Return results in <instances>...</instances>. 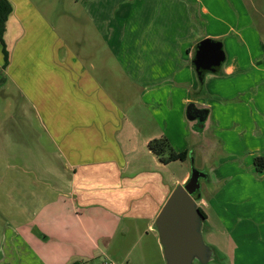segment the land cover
Here are the masks:
<instances>
[{"label":"crops","instance_id":"0c3cea01","mask_svg":"<svg viewBox=\"0 0 264 264\" xmlns=\"http://www.w3.org/2000/svg\"><path fill=\"white\" fill-rule=\"evenodd\" d=\"M8 1L12 9L3 36L8 63L2 70L0 45V75H4L0 98L10 99L12 109L8 117L13 123L0 134V215L12 240L24 246L30 255L36 254L33 257L41 264H66L70 255L90 259L98 249L97 242L109 239L117 228L114 223L121 218L145 221V230L151 229L174 188L162 172L167 164L146 149L157 138L155 134L143 138L139 147L131 145L130 139L126 146L119 142L117 133L124 114L98 78L86 70L93 66H83L58 41L54 27L29 0ZM176 1L188 14L187 21L182 19L176 28V23H167L160 31L173 48L172 83L185 94L180 103L192 104L194 108L189 124L194 126L199 120L198 127L204 131L211 118L213 137H218L221 143L219 154H225L222 135L237 129L242 138L249 135L253 142L260 140L257 150L262 149L259 156L264 155V63L250 51V47L255 51L254 37L249 45V39H243L244 35L248 37L247 32L237 29L234 33L240 44L236 45L245 46L248 62L237 56L230 61L224 59L219 74H204V94L190 98L188 93L199 88L190 65L193 47L198 41L210 38L220 42L224 52L220 41L223 34L195 35L197 1ZM214 2L219 4L220 0ZM227 2L238 26L244 2ZM80 3L85 6L84 15L96 23L99 37L107 41L110 32L106 30L112 29L113 15L108 13L106 0H81ZM201 9L203 14L216 17L207 5L203 4ZM252 9L264 16L262 2L257 9L255 6ZM100 15L108 26L104 20L101 22ZM152 15L158 17L156 12ZM168 21L165 13V22ZM132 29L131 26L129 30ZM232 105L244 108L246 116H230L227 112L233 110ZM202 111L205 112L202 114ZM152 116L154 126L161 131V121L156 114ZM183 119L182 115V125ZM192 137L196 138L194 134ZM141 149L145 151L139 154ZM141 155L144 159H140ZM145 159L151 163L148 169L129 171L133 168L131 164L135 166ZM188 177V172L179 181L170 176L173 183L181 184ZM259 177H264V172ZM198 196V206H205L204 198ZM202 211L206 216L203 231L207 226L208 236L211 234L208 228L211 232L214 228L208 222L209 215ZM255 224L252 229L260 228L264 221L257 220ZM223 226L222 232L227 228ZM123 230L127 233L129 229L123 226ZM208 244L223 255L222 247H216L214 241Z\"/></svg>","mask_w":264,"mask_h":264},{"label":"rangeland","instance_id":"374dc122","mask_svg":"<svg viewBox=\"0 0 264 264\" xmlns=\"http://www.w3.org/2000/svg\"><path fill=\"white\" fill-rule=\"evenodd\" d=\"M29 1L54 27L58 41L64 43L83 66H93V69L86 70L98 78L104 91L112 96L116 107L124 114L121 130L117 133L121 144L124 142L126 146L130 139L131 145L139 147L143 138L155 134V139L165 138L173 152L186 151V160L170 162L162 170L166 182L173 187L177 181L173 183L170 176L179 181L184 173L190 174L192 169L206 173L207 179L199 180L197 190L206 205L198 207L209 215L208 222L214 230L211 232L208 228L211 234L206 236L205 226L203 239L206 244L214 241L216 247H222L223 253L215 252L214 260L207 264H264V225L252 229L257 225L255 221H264V177H259V173L252 168L253 159L262 151L257 150L260 140L254 139L253 142L249 135L242 138L237 129L227 130L222 135V151L225 154H219L221 143L218 137H213L211 118L204 131L198 127L199 120L194 126L189 124L187 106L180 103L184 91L172 83L171 66L175 57L172 58L173 48L167 38L162 37L160 29L167 23H176V28L182 19L187 21L184 7L176 0H106L113 21L110 22L112 29L106 30L112 39L107 36V41H104L95 29L96 23L84 15L85 6L82 7L81 0ZM196 1L198 21L194 27L195 35L206 32L223 34L220 41L224 45L225 60L230 61L237 56L247 63V50L244 45H236L240 41L234 33L237 29L238 32L243 30L244 34H248L243 39H249V45L252 36L255 39L252 44L255 51L250 47L251 53L254 57L259 56L264 63V16H259L252 9L253 6L257 9L259 2L264 8V0H241L244 7L238 26H235L234 11L227 0H220L219 4H215L214 0ZM203 4L216 17L203 14ZM152 12L158 13V17L155 18ZM165 13L168 14V22H165ZM99 19L101 22L104 20L101 15ZM105 24L108 26L107 21ZM131 26L133 29L129 30ZM181 59L186 60L184 56ZM193 95L192 91L188 93L190 98ZM10 104L7 96L0 98V134L13 123L8 117L12 109ZM232 107L233 110L227 112L230 116H246L244 108ZM153 114L161 121V131L154 126ZM179 115L181 118L183 115L184 125ZM144 151L139 150V154ZM140 159H144V155ZM149 165L151 163L145 159L135 166L131 164L133 168L129 171L148 169ZM3 220L0 215V264H41L33 257L36 254L30 255L24 246L12 240ZM114 224L117 228L112 236L97 242L98 249L93 251L92 258L70 255L65 263L104 264L110 261L113 264H163L156 234L151 229L145 230V221L121 218ZM223 225L227 227L224 232L221 230ZM123 226L128 227L127 233Z\"/></svg>","mask_w":264,"mask_h":264},{"label":"water","instance_id":"95a60500","mask_svg":"<svg viewBox=\"0 0 264 264\" xmlns=\"http://www.w3.org/2000/svg\"><path fill=\"white\" fill-rule=\"evenodd\" d=\"M224 59L222 45L205 38L197 42L191 65L199 76L219 74ZM201 178L206 180L205 174L192 169L186 182L174 186L152 223L163 264H207L215 258L212 247L204 242V218L193 197Z\"/></svg>","mask_w":264,"mask_h":264},{"label":"trees","instance_id":"16d2710c","mask_svg":"<svg viewBox=\"0 0 264 264\" xmlns=\"http://www.w3.org/2000/svg\"><path fill=\"white\" fill-rule=\"evenodd\" d=\"M11 9H12L11 4L8 0H0V45H1V52H2V70H4L6 68L7 63H8V52H7L5 44H4L3 36H4V32H5V24H6V21L8 19L10 12H11ZM196 44H195V46H196ZM195 46L193 47V54H194ZM195 74H196V77L198 79L199 88L196 92H193L194 93L193 97H201L204 94V74L205 73L202 74V76L197 75L196 72H195ZM3 82H4V78L2 75V76H0V85ZM192 111L194 112L193 105L188 104L187 109H186V114L191 116V115H193ZM195 112H196V110H195ZM204 112L205 111H202V114ZM147 148L163 164H168V163L173 162V161H184L188 157L186 151H181L178 153L173 152L170 149L165 138H159V139H154V140L150 141L147 144ZM253 168L258 173L264 172V155L257 156L253 159ZM198 195H199L198 191H196L193 195V197L196 201L199 200ZM198 209H199L200 213L202 214V216L205 220L206 216H205L204 212L199 207H198ZM212 249H213L214 253L215 252L217 253V251L214 248H212Z\"/></svg>","mask_w":264,"mask_h":264},{"label":"built area","instance_id":"2783aa9c","mask_svg":"<svg viewBox=\"0 0 264 264\" xmlns=\"http://www.w3.org/2000/svg\"><path fill=\"white\" fill-rule=\"evenodd\" d=\"M104 264H113L112 262H110V261H107L106 263H104Z\"/></svg>","mask_w":264,"mask_h":264},{"label":"flooded vegetation","instance_id":"af4514ba","mask_svg":"<svg viewBox=\"0 0 264 264\" xmlns=\"http://www.w3.org/2000/svg\"><path fill=\"white\" fill-rule=\"evenodd\" d=\"M194 55V54H193ZM193 58V57H192ZM201 179H203V180H205L204 178H201ZM200 180V179H199ZM204 232V231H203ZM215 254V253H214Z\"/></svg>","mask_w":264,"mask_h":264},{"label":"bare ground","instance_id":"6f19581e","mask_svg":"<svg viewBox=\"0 0 264 264\" xmlns=\"http://www.w3.org/2000/svg\"><path fill=\"white\" fill-rule=\"evenodd\" d=\"M191 65V64H190ZM207 75V74H206ZM193 124V123H192ZM194 151V150H193ZM206 171V170H205Z\"/></svg>","mask_w":264,"mask_h":264}]
</instances>
